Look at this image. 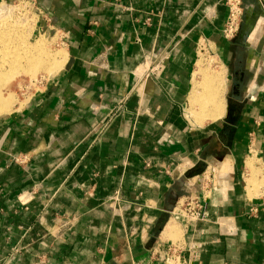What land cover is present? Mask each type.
Wrapping results in <instances>:
<instances>
[{"label": "crops", "instance_id": "crops-1", "mask_svg": "<svg viewBox=\"0 0 264 264\" xmlns=\"http://www.w3.org/2000/svg\"><path fill=\"white\" fill-rule=\"evenodd\" d=\"M3 1L37 6L67 59L0 117V264H264V0L245 45L225 0ZM202 52L228 92L192 125Z\"/></svg>", "mask_w": 264, "mask_h": 264}, {"label": "rangeland", "instance_id": "rangeland-1", "mask_svg": "<svg viewBox=\"0 0 264 264\" xmlns=\"http://www.w3.org/2000/svg\"><path fill=\"white\" fill-rule=\"evenodd\" d=\"M36 8H37V6H35V5L31 4V3H26V2L25 3H22L20 1L19 2H17V1H14V2H7V1L0 2V27H1L0 28V32H1L0 34H2V35L4 34V36L1 35V37L3 38V40L5 42V43L4 42H0V45H1L0 46V50H3V52L0 51V79H2L3 76H5V78L9 77L8 82H7L8 84H6L7 92H10L11 94H13L14 97H15V101H16L15 105L13 107L14 109H12L11 113H13L17 109H21L22 107H24V105L28 102V100L32 97V95L36 94L38 91H41L44 88V86L46 84V80H48V78H50V76L54 75V73L50 72L48 69H41L40 72L39 71L37 72V74L34 73L35 75L33 73H31V72H25L23 70L22 71L20 70L22 67L24 68V66H25L24 62L26 60L23 61L24 55H25V58H26L27 52H29V51H27V50H29L27 44L28 43H35V42H37L39 40V38L40 39L42 38V40L44 41L43 42L44 43L43 46L46 45V46H44V47H46L45 51L47 50L46 52L49 53L51 55V57L55 56L54 54L58 55L60 53H64L65 54V58H66V52L64 50H62V49H59L58 37H54L53 35L44 36V35L39 33V31H38L39 15H38V10ZM11 12H12L13 15L11 14ZM246 15L247 14H246V11L244 9V16H243V19H242V28H243V24H244ZM3 22H5V23H3ZM242 28H241V30H242ZM27 33H28V35H27ZM5 34L9 35V39H8V36H5ZM10 36H11V38H10ZM14 36H15V39H14ZM27 36H29V37L27 38ZM239 36H240V34H239ZM25 37H26V40L28 39L27 40L28 43L24 42V41H26ZM2 38H1L0 41H2ZM7 39L9 41L11 40L10 43H9V41ZM22 39L24 40L23 42L21 41ZM235 40H233V41H235ZM22 43L24 45H22ZM4 44L5 45L8 44V46H9L8 48L10 50L9 49L7 50V48H6V46ZM2 46H5L4 47L5 50H4V48H2ZM24 47H26L27 50ZM60 50H62V51H60ZM4 51H6V54L7 53L10 54V56H13L15 53L16 54L19 53L18 55L20 56V58H18V61H17V62H19V64H16L15 68H14V66L10 67V65H9V62L11 60L10 57H7V58L4 59V56H3L4 55ZM24 51H25V53H24ZM1 52H2V54H1ZM22 54H24V55H22ZM200 57H201L200 59H202L201 62H200V63H202L200 67L203 69L204 72L205 71L206 72L204 73L203 76L200 77L201 79H198L199 82H198L197 85L198 86L201 85L202 87L199 86V88L200 87L201 88H205V91H204V89L202 90L201 88L199 89V88L196 87L197 88L196 92L198 94H195V97L204 95L206 92H209L208 91V90H210L209 88L212 87L211 89L214 88L216 91L220 90V92H218L216 94H219V93L222 94L223 93L222 95L224 97L222 98V100L224 102L225 99H226L227 92H228V79H227L226 68H225L224 64L218 58H216V57H214L213 55H210V54H204V52H202V54H200ZM18 66L20 67L19 69H18ZM12 68L16 69L15 72L18 69L19 72L17 71L18 73L16 72V74L13 75L12 74L13 73L12 72ZM196 69H197V66L195 67V70ZM221 71H224V81H220L219 82V81L216 80L215 82H217L216 83L217 86H216L215 83L211 84V82H210V81H212L211 78L214 77L217 73H219ZM31 74H33V75H31ZM207 76H208V78H206ZM203 77L205 78V80H204ZM206 79L210 82L211 85L209 83H204V81L207 82ZM200 82H203V84L200 83ZM212 82H214V81H212ZM205 84H206V86H205ZM213 84H215V85H213ZM209 85H210V87H209ZM221 85H222V90L220 88ZM192 87H193L192 88V91H193L194 82H193ZM206 89H207V91H206ZM200 90H202V93L199 92ZM192 105H193V110H192V108H189V112H191L193 114L191 115V113H189L187 115V118L191 122V124L194 125L195 124L194 122H196V124H198V122H200L199 120H201L203 118L197 113L199 111V109H200L199 106H198L199 104L196 103L195 100H194L190 104V106H192ZM6 115H9V114L1 115L0 117L6 116ZM211 121L208 120V118H207V120H205L204 123L201 122V123H199V125H203V124L209 123ZM250 167H253V165L250 166ZM210 171L212 172V169ZM258 174H259V171L257 173V176H258ZM251 176L253 177L254 174L251 173ZM208 179H209V177H208ZM246 179L248 180L249 177H246ZM253 179L255 180V181L253 180L254 181L253 182V186H254L253 188L254 189H257L260 186H264V180H263V182H259L258 178L257 179L253 178ZM195 195L196 194H191V195L188 196L189 199L187 201L183 202V205L178 208L177 215L183 214V217L185 219H189L190 220V215L188 214V209H189V205H192L193 207L196 205V198L194 197ZM179 235L180 234H178L175 231H173V233H171V236L175 237L173 239L174 242H177L179 239H181Z\"/></svg>", "mask_w": 264, "mask_h": 264}, {"label": "bare ground", "instance_id": "bare-ground-1", "mask_svg": "<svg viewBox=\"0 0 264 264\" xmlns=\"http://www.w3.org/2000/svg\"><path fill=\"white\" fill-rule=\"evenodd\" d=\"M11 14H12V12H11ZM13 15V14H12ZM13 17V16H12ZM5 20V19H4ZM3 23H5V22H3ZM28 26V25H27ZM16 27V26H15ZM18 27V26H17ZM1 28V27H0ZM13 29V28H12ZM17 30V29H16ZM19 30V29H18ZM28 30V29H27ZM21 31V30H20ZM29 32V31H28ZM1 33V32H0ZM8 34V33H7ZM15 34V33H14ZM1 35L2 34H0V40H1ZM12 35V34H11ZM27 35H28V33H27ZM2 36H4V34L2 35ZM5 36H8V39H9V35H6L5 34ZM29 36H27V38H28ZM7 38V37H6ZM10 38H11V36H10ZM18 38V37H17ZM23 38V37H22ZM7 39V40H8ZM14 39H15V36H14ZM19 40V39H18ZM25 40H26V37H25ZM28 40V39H27ZM27 40L26 41H24L23 39L21 40L22 42L24 41V42H27ZM36 40V39H35ZM9 41V40H8ZM11 41V40H10ZM10 41H9V43H10ZM17 41V40H16ZM0 42H4V40H3V38H2V41H0ZM44 41L42 40V38L40 39L39 38V40L37 41V42H35V43H28L27 45H28V49L29 50H27V48L26 47H24V48H26V50L27 51H29V52H27V56H26V58H25V55L24 54H22V55H24V58H23V61L24 60H26L24 63H25V66H24V68L22 67L20 70L22 71H25V72H31V73H35V74H37V72L39 71L40 72V70L41 69H48L50 72H53L54 74L55 73H57V72H59V71H61L62 70V68L64 67V64H65V61H66V59L67 58H65V54L64 53H60V54H58V55H56V54H54L55 56H53V57H51V55L49 54V53H47L46 51H45V48L46 47H44V46H46V45H44L43 46V43ZM5 43V42H4ZM8 43V44H9ZM46 43V42H45ZM2 44V43H1ZM8 44L7 45H5L6 46V48H7V50L9 49L8 47ZM14 44V43H13ZM21 45V44H20ZM22 45H24L23 43H22ZM1 46V45H0ZM5 46H2V48H4ZM23 47V46H22ZM4 50H5V48H4ZM10 50V49H9ZM24 50V49H23ZM0 51H2L3 52V50H0ZM20 51V50H19ZM60 51H62V50H60ZM2 52H1V54H2ZM11 53V52H10ZM21 53V52H20ZM24 53H25V51H24ZM56 53V52H55ZM19 54V53H18ZM18 54H14L13 56H10V54H6V51H4V59L5 58H7V57H10V62H9V65H10V67H12V66H14V68H15V65L16 64H19V62H17L18 61V58H20V56L18 55ZM3 59V58H2ZM17 63H16V62ZM21 61V60H20ZM4 62V61H3ZM5 63V62H4ZM201 64L202 63H200V65H199V68H198V71L195 73V75H194V83H196L197 84V78L199 77V76H203L204 75V73L206 72H204L203 71V69L200 67L201 66ZM2 66V65H1ZM14 68H12V74L14 75V74H16V72L18 71V69L20 68L19 66H18V69H17V71L15 72V70L16 69H14ZM14 69V70H13ZM19 72V71H18ZM17 72V73H18ZM3 74V73H2ZM6 74V73H5ZM33 74H31V75H33ZM34 74V75H35ZM223 73H221V75H222ZM4 75V74H3ZM218 74H216V76H217ZM220 75V76H221ZM34 77V76H33ZM204 78V77H203ZM206 78H208V76L206 77ZM213 78V77H212ZM211 78V79H212ZM219 78V77H218ZM8 79H9V77H7V78H5V76H3V78L2 79H0V116L1 115H5V114H10L11 112H12V109H14L13 107H14V105H15V97H14V95L13 94H11L10 92H7V88H6V84H8L7 82H8ZM11 79V78H10ZM214 79V78H213ZM212 79V80H213ZM217 79V78H216ZM204 80H205V78H204ZM207 80V79H206ZM223 80V79H222ZM217 81H219V79L217 80ZM211 82V84L212 83H217V82H215V80H214V82H212V81H210ZM210 82L207 80V82H205L204 81V83H209L210 84ZM200 83H202L203 84V82H200ZM210 84V85H211ZM215 84H213V85H215ZM210 85H209V87H210ZM220 85V84H219ZM224 85V84H223ZM198 85H196V87H197ZM199 86H201V85H199ZM199 86L197 87V88H199ZM205 86H206V84H205ZM216 86H217V84H216ZM195 86H194V89L193 90H195V88H196ZM202 87V86H201ZM200 87V88H201ZM215 87V86H214ZM199 88V89H200ZM212 87H210L209 89L210 90H208L209 92H206L204 95H202V96H200V97H197V98H195V102L196 103H198L199 105H200V107L199 108H201L200 110V112L201 113H199V115L202 117V118H205V119H209V120H213V121H216V120H219V119H221L222 117H223V115H224V102H223V100H219L217 97V95L218 94H216V93H218V92H220V90L219 91H215V89L213 88V89H211ZM219 88V87H218ZM221 90H222V85H221ZM202 90L204 89V91H205V88H201ZM208 89V88H207ZM207 89H206V91H207ZM202 90H200V92L202 93ZM197 91V90H196ZM222 92V91H221ZM196 93V92H195ZM198 94V93H197ZM200 95V94H199ZM192 96V95H191ZM220 97V96H219ZM191 100H192V98H191ZM19 101V100H18ZM193 101H194V98H193ZM20 103V102H19ZM190 104H191V101H190ZM213 104H215L216 105V108L214 109L215 110V114H211V115H209L210 113H212V111L210 112V113H207L208 115H206V114H204L205 112H207L208 111V109L210 108V107H212V106H215V105H213ZM193 106V105H192ZM192 106L190 107V108H192ZM210 106V107H209ZM212 109V108H211ZM192 110H193V108H192ZM213 110V111H214ZM14 111V110H13ZM195 113V112H194ZM214 113V112H213ZM191 115H192V113H191ZM198 119V118H197ZM202 120V119H201ZM203 121V120H202ZM203 124V123H202ZM252 179V178H251ZM253 179L252 180H250V189L251 188H253L254 186H253Z\"/></svg>", "mask_w": 264, "mask_h": 264}, {"label": "built area", "instance_id": "built-area-1", "mask_svg": "<svg viewBox=\"0 0 264 264\" xmlns=\"http://www.w3.org/2000/svg\"><path fill=\"white\" fill-rule=\"evenodd\" d=\"M228 15L226 24L223 30V37L227 41L235 40L242 28V19L244 16V0H225ZM188 214L193 221L199 220L202 217V208L199 201L196 199V205H189ZM172 252V249H169Z\"/></svg>", "mask_w": 264, "mask_h": 264}, {"label": "water", "instance_id": "water-1", "mask_svg": "<svg viewBox=\"0 0 264 264\" xmlns=\"http://www.w3.org/2000/svg\"><path fill=\"white\" fill-rule=\"evenodd\" d=\"M254 27H255V24L253 23V21L249 18V15H246L245 17V21H244V24H243V28L241 30V33H240V40H242V44H246L248 39H249V36L251 35V33L253 32L254 30ZM205 166L203 167V170H205Z\"/></svg>", "mask_w": 264, "mask_h": 264}, {"label": "flooded vegetation", "instance_id": "flooded-vegetation-1", "mask_svg": "<svg viewBox=\"0 0 264 264\" xmlns=\"http://www.w3.org/2000/svg\"><path fill=\"white\" fill-rule=\"evenodd\" d=\"M232 94H233V92H232ZM233 111H234L233 104H232V102L230 103V101H229V104H228V115H227L228 118L233 116Z\"/></svg>", "mask_w": 264, "mask_h": 264}]
</instances>
